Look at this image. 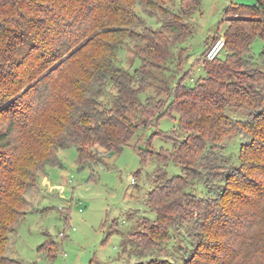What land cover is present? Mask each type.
Returning <instances> with one entry per match:
<instances>
[{
	"label": "trees",
	"instance_id": "obj_1",
	"mask_svg": "<svg viewBox=\"0 0 264 264\" xmlns=\"http://www.w3.org/2000/svg\"><path fill=\"white\" fill-rule=\"evenodd\" d=\"M157 1L0 0V264H25L6 253L9 235L27 213L26 190L37 185V171L57 165L60 149L76 147L85 168L101 155L99 147L119 153L142 128L174 113L178 127L154 133L173 145L168 154L156 151L159 177L166 180L156 182L146 198L155 217L143 216L144 260L133 264H241L250 249L248 234L264 217V50L252 52L254 41L264 40V0L230 3L227 9L237 16L226 17L225 9V54L206 57L217 34L200 58L204 77L192 85L182 77L162 88L152 70H166L157 59L168 61L178 41L163 43V28L134 29L145 25L137 3L149 7ZM199 3L182 0V12L193 13ZM140 39L147 44L132 71L117 54L128 40ZM149 86L167 96L163 108L154 95L139 102ZM137 103L154 114L150 124L130 118ZM234 111L243 116L233 117ZM237 137L240 154L233 159L227 147ZM138 148L144 161L149 148ZM169 161L182 173L169 177ZM197 184L207 187L206 196L193 191ZM183 225L182 260L152 257L156 244L164 249L177 238L174 228ZM54 243L41 246L51 258L58 247L51 252L47 246ZM257 258L256 264H264V248Z\"/></svg>",
	"mask_w": 264,
	"mask_h": 264
},
{
	"label": "rangeland",
	"instance_id": "obj_2",
	"mask_svg": "<svg viewBox=\"0 0 264 264\" xmlns=\"http://www.w3.org/2000/svg\"><path fill=\"white\" fill-rule=\"evenodd\" d=\"M233 2L251 5L256 0H200L197 10L188 15L182 12V0H158L146 8L137 3L135 8L145 19V25H136L135 30L148 32L146 25L154 30L163 28L166 39L163 43L178 41L168 61L163 63L162 59H157L166 70H152V80L159 88L176 84L182 77L184 83L192 85L206 75L201 60L213 37L219 34L226 38L225 9ZM227 11L226 17L236 14L232 9ZM146 44L142 39L128 40L117 54L119 63L134 71L141 64L137 53L145 50ZM263 50L264 40L256 39L252 45L253 54L259 56ZM110 90L116 92L114 86ZM158 90L149 86L140 94L139 102L145 103L149 95H154V103L163 108L167 96ZM138 104L129 112L130 118L140 124L145 121L150 124L155 119L154 114L145 113ZM242 114L234 111L232 116L241 118ZM178 119L177 113L161 116L157 124L142 128L132 144L119 153L108 154L105 148L99 147L101 155L93 165L85 168L78 164L76 147L60 149L58 164L47 166L46 170L39 169L37 185L26 190L22 210L27 213L19 225L16 224L17 229L10 233L6 253L25 264H133L144 260L141 257L145 241L141 240V233L146 229L143 216L155 217L146 198L156 182L163 180L159 177L162 162L155 154L162 149L167 151L161 153L168 154L173 145L171 140L154 133L172 131L178 127ZM138 145L149 148L143 152L144 161ZM240 145L239 137L228 144L227 151L233 159L239 157ZM27 156L28 163L30 156ZM165 169L169 177L182 173V167L173 161H169ZM193 191L200 196L208 194L204 184H197ZM190 225L188 223L187 227ZM187 227L174 228L177 238L162 250L156 244L158 250L151 256L182 260L181 248H185ZM51 240L56 245L49 244L47 248L54 252L58 247L53 258L41 247ZM247 247L250 249L242 255L241 264H256L258 248H264V217L254 230H250Z\"/></svg>",
	"mask_w": 264,
	"mask_h": 264
},
{
	"label": "built area",
	"instance_id": "obj_3",
	"mask_svg": "<svg viewBox=\"0 0 264 264\" xmlns=\"http://www.w3.org/2000/svg\"><path fill=\"white\" fill-rule=\"evenodd\" d=\"M226 48V39L224 37H218L206 51V57L208 60H214L220 57Z\"/></svg>",
	"mask_w": 264,
	"mask_h": 264
}]
</instances>
